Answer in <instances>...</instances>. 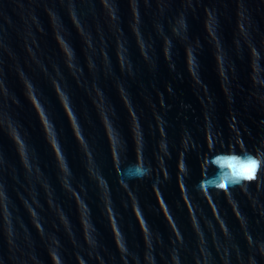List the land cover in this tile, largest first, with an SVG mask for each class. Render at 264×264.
Wrapping results in <instances>:
<instances>
[{
    "label": "water",
    "instance_id": "95a60500",
    "mask_svg": "<svg viewBox=\"0 0 264 264\" xmlns=\"http://www.w3.org/2000/svg\"><path fill=\"white\" fill-rule=\"evenodd\" d=\"M251 158L264 0H0V264H264Z\"/></svg>",
    "mask_w": 264,
    "mask_h": 264
},
{
    "label": "clouds",
    "instance_id": "9594fccd",
    "mask_svg": "<svg viewBox=\"0 0 264 264\" xmlns=\"http://www.w3.org/2000/svg\"><path fill=\"white\" fill-rule=\"evenodd\" d=\"M171 91V88L169 89ZM159 123L158 127L161 131H163V124L164 121L157 118ZM166 135V133H165ZM127 140V137H125ZM65 162V167L67 168V162ZM264 169V160H261L259 158H251L248 163L243 164L241 166V171L245 173L244 175H239L236 177V183L228 185L227 187L233 188V187H241L245 188L249 182L257 181L259 178V174L261 173V170ZM223 188H217V191H224Z\"/></svg>",
    "mask_w": 264,
    "mask_h": 264
},
{
    "label": "snow or ice",
    "instance_id": "6c2138e0",
    "mask_svg": "<svg viewBox=\"0 0 264 264\" xmlns=\"http://www.w3.org/2000/svg\"><path fill=\"white\" fill-rule=\"evenodd\" d=\"M224 185H221V187H223Z\"/></svg>",
    "mask_w": 264,
    "mask_h": 264
}]
</instances>
